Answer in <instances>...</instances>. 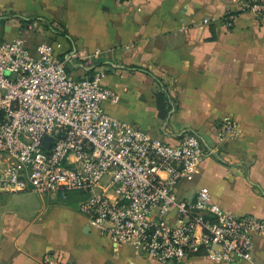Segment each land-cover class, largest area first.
Instances as JSON below:
<instances>
[{"label": "crops", "instance_id": "1", "mask_svg": "<svg viewBox=\"0 0 264 264\" xmlns=\"http://www.w3.org/2000/svg\"><path fill=\"white\" fill-rule=\"evenodd\" d=\"M237 9V0H0V36L36 48L26 24L47 22L48 41L65 40L106 71L104 83L120 96L105 103L111 114L171 143L197 133L214 151L178 197L206 188L228 212L264 219V24L242 12L228 27L224 16ZM225 120L235 129L221 135ZM83 197L0 193V264H41L54 251L69 264H158L92 226L79 210ZM186 264H264V233L251 261L203 253Z\"/></svg>", "mask_w": 264, "mask_h": 264}, {"label": "built area", "instance_id": "2", "mask_svg": "<svg viewBox=\"0 0 264 264\" xmlns=\"http://www.w3.org/2000/svg\"><path fill=\"white\" fill-rule=\"evenodd\" d=\"M237 3L224 16L228 27L242 12L264 24V0ZM72 66L85 74L73 76ZM95 66V57L82 58L63 39L32 48L23 37L0 36V193H81L79 210L92 226L158 264H186L203 253L224 263L251 261L263 218L228 212L206 188L190 200L177 195L214 151L197 133L171 143L111 114L105 103L120 96ZM220 129L223 135L235 124L225 120ZM41 264L69 263L54 251Z\"/></svg>", "mask_w": 264, "mask_h": 264}, {"label": "rangeland", "instance_id": "3", "mask_svg": "<svg viewBox=\"0 0 264 264\" xmlns=\"http://www.w3.org/2000/svg\"><path fill=\"white\" fill-rule=\"evenodd\" d=\"M4 22H1L0 21V26H2V24H3ZM45 23V24H44ZM44 23H40L41 24V28H37V29H34L33 31H32V38H31V40L36 44L37 42V44H41V43H45V42H47L49 39H50V34L49 33H47V30L46 29H49L50 30V28H49V24L47 23V22H44ZM49 34V35H48ZM36 36H42L41 38V40H37V39H35L36 38ZM36 44V45H37ZM4 157L2 156V155H0V167L1 166H4L5 164H6V162L4 161ZM34 193V192H33ZM35 194H37V193H35Z\"/></svg>", "mask_w": 264, "mask_h": 264}, {"label": "water", "instance_id": "4", "mask_svg": "<svg viewBox=\"0 0 264 264\" xmlns=\"http://www.w3.org/2000/svg\"><path fill=\"white\" fill-rule=\"evenodd\" d=\"M50 141H51V137L46 136L44 139V144L48 145Z\"/></svg>", "mask_w": 264, "mask_h": 264}, {"label": "trees", "instance_id": "5", "mask_svg": "<svg viewBox=\"0 0 264 264\" xmlns=\"http://www.w3.org/2000/svg\"><path fill=\"white\" fill-rule=\"evenodd\" d=\"M56 31H58V30H56ZM63 33L65 34V32H63ZM99 67H100V66H99L98 63L96 62V66H95L94 68H99ZM94 68H93V69H94ZM70 194H71V193H70ZM70 194H69V195H70ZM68 197H69V196H68Z\"/></svg>", "mask_w": 264, "mask_h": 264}]
</instances>
